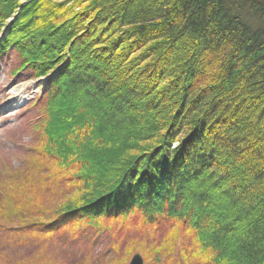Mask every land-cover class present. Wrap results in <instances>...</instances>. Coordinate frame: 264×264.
<instances>
[{"label": "trees", "instance_id": "trees-1", "mask_svg": "<svg viewBox=\"0 0 264 264\" xmlns=\"http://www.w3.org/2000/svg\"><path fill=\"white\" fill-rule=\"evenodd\" d=\"M0 35L46 79L0 264H264V0H0Z\"/></svg>", "mask_w": 264, "mask_h": 264}, {"label": "rangeland", "instance_id": "rangeland-1", "mask_svg": "<svg viewBox=\"0 0 264 264\" xmlns=\"http://www.w3.org/2000/svg\"><path fill=\"white\" fill-rule=\"evenodd\" d=\"M2 36L0 35V42ZM8 56L0 58V179L4 165L17 167L27 158L33 146L29 125L36 115L31 106L41 93L38 81L14 79L9 74ZM17 95L23 97L16 102ZM30 110V111H29Z\"/></svg>", "mask_w": 264, "mask_h": 264}, {"label": "water", "instance_id": "water-1", "mask_svg": "<svg viewBox=\"0 0 264 264\" xmlns=\"http://www.w3.org/2000/svg\"><path fill=\"white\" fill-rule=\"evenodd\" d=\"M46 82V79H41L37 82L36 86L42 85ZM158 259V258H157ZM160 262V260H157ZM129 264H145L143 257L140 254H135Z\"/></svg>", "mask_w": 264, "mask_h": 264}, {"label": "bare ground", "instance_id": "bare-ground-1", "mask_svg": "<svg viewBox=\"0 0 264 264\" xmlns=\"http://www.w3.org/2000/svg\"><path fill=\"white\" fill-rule=\"evenodd\" d=\"M17 99H18V100H16V102H18V101L20 102V101H22V100H23V97H22V96H20V95H17Z\"/></svg>", "mask_w": 264, "mask_h": 264}]
</instances>
